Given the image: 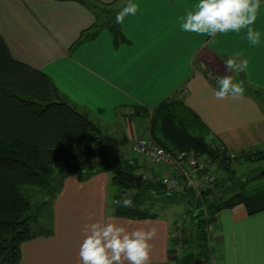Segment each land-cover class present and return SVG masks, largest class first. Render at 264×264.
Masks as SVG:
<instances>
[{
  "label": "crops",
  "instance_id": "1",
  "mask_svg": "<svg viewBox=\"0 0 264 264\" xmlns=\"http://www.w3.org/2000/svg\"><path fill=\"white\" fill-rule=\"evenodd\" d=\"M91 1L95 10L78 0H0V33L16 60L46 73L68 101L105 129L110 157L130 158L150 122L135 106L152 115L174 96L202 118L215 146L241 153L264 147V0L254 25L261 32L258 46L250 45L243 31L214 38L182 31L179 18L198 0H131L139 10L123 25L116 16L129 0ZM116 4V15L110 14L108 8ZM238 52L250 60L246 73L225 67ZM224 76L244 82L241 98H215L218 78ZM112 175L63 178L39 221L51 233L23 242L20 264H82V229L95 221H114L129 230L155 227L150 264H179L173 232L176 216L187 208L185 200L156 196L147 202L154 217L116 215L119 188L112 185ZM227 189L220 184L218 192L224 195ZM173 202L181 203L180 213L164 214ZM216 224L219 264H264V210L249 214L243 204L224 208ZM183 247L184 253L188 246Z\"/></svg>",
  "mask_w": 264,
  "mask_h": 264
},
{
  "label": "trees",
  "instance_id": "2",
  "mask_svg": "<svg viewBox=\"0 0 264 264\" xmlns=\"http://www.w3.org/2000/svg\"><path fill=\"white\" fill-rule=\"evenodd\" d=\"M78 1L96 9L91 0ZM135 107L137 114L150 117L152 136L163 148L196 155L211 154L214 150L219 157H212L220 160L221 170L228 175L234 173L215 146L210 128L182 97L167 99L152 115ZM107 139L105 129L68 101L46 73L16 60L0 33V264H20L22 243L51 233L40 224V206H35L29 189L45 188L49 194L45 199L46 207L68 175L83 181L96 173L111 172L112 185L119 188L115 199H124L120 196V188L131 191L128 199L133 201L132 207L115 205V214L120 216H156L153 205L147 203L156 196L171 201L185 200L187 208L183 213H187L188 219L182 229V244L188 248L179 264H193L196 259H201L202 264L208 263L211 248L207 226L217 221L222 209L243 204L249 214L264 210V183L249 186L250 180L264 177L261 175L242 181L228 198L221 193L195 198L192 189L172 190L143 180L137 187L128 175H138L136 166L130 165L128 159L110 157ZM70 153L75 158L83 156L90 160L67 171L55 172L56 166ZM240 154L239 158L264 160L263 150ZM57 177L61 181H57ZM189 226L192 232L187 233Z\"/></svg>",
  "mask_w": 264,
  "mask_h": 264
},
{
  "label": "clouds",
  "instance_id": "3",
  "mask_svg": "<svg viewBox=\"0 0 264 264\" xmlns=\"http://www.w3.org/2000/svg\"><path fill=\"white\" fill-rule=\"evenodd\" d=\"M261 0H198L192 10L179 18L182 31L215 37L218 33H245L252 46L261 43V32L254 25L258 18ZM139 6L131 0L116 16V23L123 25L125 18L134 16ZM250 60L242 52L225 61L227 70L234 73L247 72ZM244 82H234L232 76L218 78V89L214 96L218 100L239 99L244 95ZM117 206L130 208L131 199L114 200ZM91 220V216L89 217ZM84 239L79 248L82 264H150L153 245L157 238L155 227L129 230L114 221L86 223L82 229Z\"/></svg>",
  "mask_w": 264,
  "mask_h": 264
},
{
  "label": "built area",
  "instance_id": "4",
  "mask_svg": "<svg viewBox=\"0 0 264 264\" xmlns=\"http://www.w3.org/2000/svg\"><path fill=\"white\" fill-rule=\"evenodd\" d=\"M146 133L135 140L133 155L128 158L129 164L136 166L137 173L143 181L161 184L172 190L192 189L200 198L215 188L218 184V173L215 172L217 170L214 169L215 163L211 154L196 155L190 151H169L152 138L150 131L147 130ZM218 147L229 161L236 160L241 155L240 152L229 150L222 145ZM119 193L124 199L131 195V191L126 188H120ZM187 219V213H181L175 219L173 237L179 248L178 259L184 257L182 229L187 224ZM207 231L211 248L207 264H219L222 249L215 236L216 222L209 223Z\"/></svg>",
  "mask_w": 264,
  "mask_h": 264
},
{
  "label": "rangeland",
  "instance_id": "5",
  "mask_svg": "<svg viewBox=\"0 0 264 264\" xmlns=\"http://www.w3.org/2000/svg\"><path fill=\"white\" fill-rule=\"evenodd\" d=\"M119 8V4H116L112 7L108 8V12L110 14L116 15L117 11ZM107 11H102L100 10V12L103 15V18L106 17V12ZM145 133L150 131V135H152L151 132V127L147 125V127H145ZM143 132V133H144ZM147 134V133H146ZM153 138V136H152ZM154 139V138H153ZM112 143L115 144V140H112ZM159 144V143H158ZM160 145V144H159ZM259 150H263L264 151V147L259 148V149H255L252 152H257ZM206 155V154H205ZM222 157L224 158V160L227 162L226 164L229 165V169L230 171H234V173L232 175H228L229 173H227L226 171L221 170V164H220V160L215 161L214 160V169L217 170L215 171L216 173H218V184L215 186L214 189H212L210 191V193H207V195H209L210 197L217 195L219 192V186L220 184H223L224 186H226L228 189L225 194L224 197L228 198L230 197L233 193V191L235 189H237V187H240V184L242 183V181H246L250 178L256 177L257 175H261L263 170H264V160L262 161H252L247 159L245 156L244 158H238L236 160H228L224 154L221 152ZM242 155H240L239 157H241ZM90 160L87 157H81L79 156V158H75L73 153H70L67 158L65 159L64 162H62L61 164L56 166V171H67V169H71V168H75L79 165H82L83 163H85L86 161ZM223 167V165H222ZM262 176V175H261ZM56 179H58V181H60V178L57 177ZM264 183V177H260L257 179H253L249 181V186L250 187H254L256 185H260ZM45 189V188H44ZM43 188H39V187H32L30 188L28 191V194L32 197L33 202L35 203L36 207L40 206V217H42L43 213H47L48 211L44 212L46 207H45V199H47L49 197V194L44 190ZM178 191H183V190H178ZM230 194V195H229ZM183 201V199L180 198V201ZM45 202V203H44ZM42 203V204H41ZM44 203V204H43ZM48 204V203H47ZM182 210V206L180 202H173L170 204L169 208H167L164 211V214H171L172 216H175L177 214L180 213V211ZM179 212V213H178ZM178 216V215H177ZM176 216V217H177ZM43 219V218H42ZM36 227V226H35ZM185 254V252H184Z\"/></svg>",
  "mask_w": 264,
  "mask_h": 264
},
{
  "label": "water",
  "instance_id": "6",
  "mask_svg": "<svg viewBox=\"0 0 264 264\" xmlns=\"http://www.w3.org/2000/svg\"><path fill=\"white\" fill-rule=\"evenodd\" d=\"M210 152H211V155L215 159H217L219 157V154L216 151L211 150ZM128 175L134 179L137 187H140L142 185V179H141V177L139 175H136V174H133V173H128ZM261 175L264 176V170H263ZM193 264H202V260L201 259H196Z\"/></svg>",
  "mask_w": 264,
  "mask_h": 264
}]
</instances>
